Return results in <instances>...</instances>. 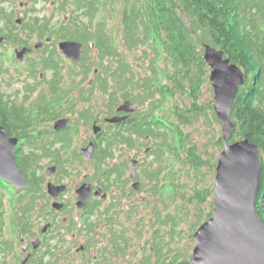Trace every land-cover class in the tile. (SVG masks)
<instances>
[{"label":"trees","instance_id":"16d2710c","mask_svg":"<svg viewBox=\"0 0 264 264\" xmlns=\"http://www.w3.org/2000/svg\"><path fill=\"white\" fill-rule=\"evenodd\" d=\"M61 1L57 10L60 15L68 10L65 5L68 0ZM71 1L70 20L75 30L70 33V38L83 41L86 51H96L98 59H109L117 67V72L113 71L110 79L96 80L98 86L94 87L106 94L107 110H112L120 100L133 102L135 97L141 100V105L145 103L141 111L127 120L124 125L126 132L108 131L110 134L105 139L95 143L93 159L98 182L116 184L124 177L127 161H123L121 166H113L109 160L119 145L128 149L135 146L139 150L144 148L146 158L152 157L150 162H138L137 179L142 187L145 182L151 183L149 188L155 198L161 196L163 186H166L162 173L171 169L173 161L183 160L196 170L205 166L198 143L191 139V129L199 122L200 116L207 114L198 106L207 74L202 45L207 43L221 49L225 58L244 72V83L232 104L231 118L235 130L230 141L236 140L233 137L248 138L260 148L261 171L255 209L264 223V0H123L120 17H117L120 20L114 31L108 30L107 24L117 12H114V5L120 0ZM102 10L107 15L98 19L95 29L91 30L93 21ZM84 18L89 23L82 22ZM60 26L65 27L66 22H61ZM53 34L59 38L68 36L64 30L53 32L47 23L40 26L37 35ZM118 36L123 42L122 50L115 45ZM133 51L139 54L133 57ZM160 60L164 61V66ZM137 61L145 64V75L137 72L134 66ZM89 62L93 64L91 59ZM117 83H120L119 87ZM89 91L92 94L95 90L89 88ZM59 98L55 91L41 94L37 102L27 109L23 105L4 103L0 97V124L10 133L22 132L28 144L35 143L33 135L38 133L30 127L34 120L32 112L51 113L49 107L55 105ZM166 104L170 105L169 114L164 112ZM81 116L87 119L91 115L84 111ZM21 123L26 125L21 128ZM40 140L44 148L55 143L61 144V148L42 155L31 150L17 156V166L25 173L27 187L15 190L17 196H11L8 202L16 214L15 227L26 234L33 225L37 202L45 196L42 192L44 179L37 173L41 168L38 164L40 157H53L60 176L67 171L60 151L68 146V136L64 134L50 142ZM220 141L217 142L220 144ZM8 188L11 187H4L0 181V195ZM197 195L200 196V191ZM4 207L7 204L4 205L0 198V237L4 231ZM207 216L210 217L211 213ZM165 220L170 221L169 213ZM119 235L112 233L110 241L115 255L125 253L126 240L123 233ZM159 239L152 255L135 264H187L188 261L177 262L175 256L167 258L163 241ZM0 245L8 246L5 242ZM47 250L49 261L45 262L40 256L30 259L29 264H57L51 247Z\"/></svg>","mask_w":264,"mask_h":264},{"label":"rangeland","instance_id":"374dc122","mask_svg":"<svg viewBox=\"0 0 264 264\" xmlns=\"http://www.w3.org/2000/svg\"><path fill=\"white\" fill-rule=\"evenodd\" d=\"M20 3L25 5L20 7ZM62 4L61 0H0V29L2 25L8 23V26L16 27L17 30L24 31V24L19 27L14 26L15 20L24 19L26 20L25 24L31 19H38L40 21H49L51 23V28L55 26V29H52L53 32L58 31L60 28L61 22H69L70 20V8H72V1L68 0L65 4L67 6L66 12L60 15L58 9ZM124 5L123 0L118 1L114 5L115 15L112 19L109 20L107 24V29L114 31L117 28L118 20H120L119 12ZM56 9V10H55ZM109 7L107 8V10ZM107 15L105 11H99V14L93 21L91 30H94L98 19H102ZM107 19V17H106ZM12 21V24H9V21ZM84 23H89V20L84 18L82 20ZM113 25H115L113 27ZM26 28V27H25ZM31 32H26V34ZM56 35V34H53ZM46 37L32 36L34 42H39L44 40ZM56 42V41H54ZM115 45L118 46L119 50L123 49V42L120 36L116 37ZM84 55L89 56L87 58L94 59L95 63L91 66V69H98L99 77L95 80L105 81L106 78L110 79L112 72L116 70V65H113L109 59H103L102 61L96 59V53L93 50L85 51ZM11 51V48L9 49ZM11 52H8V54ZM132 53V52H131ZM138 51L132 53V56H137ZM4 57V56H3ZM164 62V61H163ZM163 62L160 60V63L163 65ZM1 63V58H0ZM12 64V63H10ZM137 72L145 75L147 70L143 62H136L134 65ZM109 73V74H108ZM76 77L78 75H75ZM209 69L207 68L206 74V83L202 86V93L198 100V106L201 108L205 114L200 116L199 122L192 128L191 139L196 141L199 145L200 156L205 160V166L199 167V169H193L187 166L183 160L173 161L171 164V169L164 171V181L166 186H163L162 194L160 197L155 198L151 195V190L149 186L151 183L145 182L143 187L140 186L138 192L129 199H125L121 206L135 204L136 209L133 211L131 218H129L125 213H122L119 221L120 225L115 227L117 232H121L125 237L124 249L125 253L123 255H115L113 251V245L109 242L111 238V231L109 228H112L113 225H110L109 221L107 224H101L100 233L101 237L97 241V244L92 246L90 253L93 254V257L90 259H84L81 256L70 258V222L64 223L65 218H70L69 211H63L60 215H55L50 213L51 211L57 212L51 207L53 201L63 203L64 205L70 204V185L73 190L77 188V183L79 184L84 178L89 179L92 184H95V181L91 177L94 175L95 163H90L88 165H83L79 162L77 150L79 147L85 145V139L91 136V124L92 121L97 118L102 119L105 116H111L114 113V110H107V96L104 93L96 90V88L91 87L92 90H95L91 94L89 88L87 87L88 82L86 80L76 86L73 90H70V100L67 98V89H59L61 95H59V101L55 105H51L49 108L51 113H46L45 115L38 113L36 116V128H49L52 130V125L54 120L63 116L65 118L73 120L75 125L76 132L73 133L74 137L72 140L73 149H70V132L66 134L69 138L68 146L65 149H61V160L66 162L67 171L61 176L59 175L58 170L53 174L47 171L48 168L56 166L53 157L46 156L41 157L39 161L40 169L37 172L40 177H43L44 183L42 185V192L44 193V198H40L37 202V207L33 212V225L30 227L29 233H24V241L19 240V234L22 235L20 231L17 230L16 226V216L15 211L11 206H8L9 198L11 196H17L12 188L5 190V193L0 195V198L4 201V205L7 204V207H4L5 211L3 214V232L0 237V243L5 242L8 246L0 245V264H20L22 259L25 257V250L23 251L22 246H26L32 240H36L33 237L41 236V228L46 224L51 223V228L48 231L46 237L41 246H38L37 254L34 258L43 256L44 261H49V254H47L48 247H51L52 253L54 254L53 260L57 259V264H135L139 263L142 259H146L148 256L152 255V250L155 244H158L160 239H162L164 254L167 258L175 256L177 262H187L195 245L193 240V234L199 227V225L206 220V216L209 213H212L213 209V196H212V184L215 176V166L219 158L220 152L222 150V143L217 142L221 140V128L218 120L214 115L212 108L213 102V91L212 87L208 81ZM78 78V77H77ZM4 76L0 69V95H5V97H10L13 104L23 103L24 107L29 109L33 106L38 97L41 94H46L43 90L34 91L32 95L26 99L24 102L21 98V95L24 93L25 89L23 85L17 81H11L9 84L3 82ZM92 75L89 77L91 81ZM137 87V86H136ZM135 87V88H136ZM20 92V95L17 93ZM135 95H138L137 91H134ZM80 101H77V100ZM85 99V101H83ZM129 101V100H128ZM73 102L74 113L70 115L68 113V108L72 107ZM118 103H124L121 100ZM118 103L116 105H118ZM132 107L137 110H142L144 106L141 105V100L135 97V100L132 102ZM147 104V102H146ZM115 105V107H116ZM53 106V107H52ZM165 111L169 114L170 105H165ZM35 108V107H34ZM86 111L90 116L88 118V126L82 124L81 120L82 112ZM106 113V115L102 114ZM36 112L33 111L32 115H35ZM79 116V118H78ZM43 121V125H39ZM103 122L102 120H99ZM50 122V123H49ZM102 126H105L102 123ZM80 132V134L78 133ZM233 139H238L233 137ZM60 147V144L55 145L52 150H57ZM86 147V146H85ZM83 147V148H85ZM77 153V154H76ZM38 155H41L38 153ZM70 157L71 164L73 168H70ZM114 161V163H122L127 161V173L126 177L128 179L130 175V166L129 163L131 160H137L140 163L152 161V157L146 158V153L144 148H139L137 146L128 149L126 147L117 146L113 158L109 159ZM83 161V159H82ZM143 180V178H141ZM52 182L54 184H65L66 191L63 192L58 198L52 199L46 192V184ZM60 182V183H58ZM138 182L141 183L139 180ZM130 188H127V190ZM211 190V192H209ZM200 191V196L198 197L197 192ZM209 192V193H208ZM114 197L119 199H124L125 195H122L120 189H113L110 192ZM120 195H122L120 197ZM42 209V210H41ZM159 214H158V213ZM136 213V214H135ZM169 213L170 221L166 219V215ZM135 214V216H134ZM207 218H209L207 216ZM137 219V220H136ZM163 220L165 222H163ZM106 227V228H104ZM74 230V229H73ZM76 231V230H75ZM33 238V239H32ZM82 237H78L77 244L81 242ZM31 241V242H32ZM161 244V243H160ZM40 245V244H39ZM128 245V246H127ZM69 250V252H68ZM75 254V248L72 250ZM105 252L104 255L101 253ZM164 256V257H165ZM168 262H171L169 259Z\"/></svg>","mask_w":264,"mask_h":264},{"label":"water","instance_id":"95a60500","mask_svg":"<svg viewBox=\"0 0 264 264\" xmlns=\"http://www.w3.org/2000/svg\"><path fill=\"white\" fill-rule=\"evenodd\" d=\"M41 45V43L36 46ZM203 59L209 69L208 81L213 91L212 107L221 128L222 150L215 166L212 184L213 209L211 216L199 225L193 234L195 245L187 264H264V223L255 209L257 200L261 160L260 148L248 138L230 141L235 130L232 121V104L240 86L244 83V72L228 58L224 52L210 44H203ZM59 51L78 63L84 52L83 44L76 41H61ZM23 53V50L20 54ZM130 102L125 101L117 111L130 112ZM126 116H113L108 123L114 124L124 120ZM68 120L59 119L54 122L53 129L66 127ZM99 127H93L96 133ZM17 138H10L3 126H0V180L13 188L23 190L27 187L25 173L17 166L14 152ZM93 143L81 149L86 161L93 158ZM137 160H131L129 178L135 180ZM47 171L53 174L56 167ZM138 181L132 184L135 191L140 189ZM65 184H46V192L52 198H58L66 191ZM101 189L95 191L100 196ZM77 206L82 208L91 195V186L82 184L75 192ZM103 198L106 194H103ZM63 203L53 201L51 207L61 210ZM46 224L42 232L49 228ZM40 244L34 240L32 248ZM23 251L26 247L22 246ZM79 248L78 250H80ZM27 254L20 264H26Z\"/></svg>","mask_w":264,"mask_h":264},{"label":"flooded vegetation","instance_id":"af4514ba","mask_svg":"<svg viewBox=\"0 0 264 264\" xmlns=\"http://www.w3.org/2000/svg\"><path fill=\"white\" fill-rule=\"evenodd\" d=\"M24 3H20V7L24 6ZM26 20L24 19H18L15 20L14 26L21 27L24 24V31L31 32L26 34V32L17 30L16 27H10L8 26V23H5L2 25V28L0 29V69L2 71V74L4 76L3 82L10 83L11 81H17L18 83L23 85V88L25 89L24 93L21 95V98L24 102H26V99L29 97V95H32L34 91L38 90L41 91L44 89L43 92L46 94H51L54 91L57 92V94L60 93L59 89L66 88L67 98L70 100V90H73L77 85L80 86L82 82L86 80L88 82L87 87H97L98 82L95 80L99 77V71L98 69H91V64L89 62V56H85L82 54L80 61L78 63H75L72 61V59L66 57L63 55L59 49L58 45L61 41H76L83 44V47L85 48V44L83 41L75 40L73 38H70V33H73L75 28L72 26L71 20L66 23L65 27L58 28L57 30H64L68 33L67 38H59L57 35L52 36H46L44 40H40L39 42H34L32 39V36H36L38 34L40 26L44 23H47L49 26V29H55V26L51 28V23L49 21H40L36 18L31 19V21H28L27 24H25ZM13 22L10 20L9 24H12ZM26 27V28H25ZM82 29V28H81ZM56 41V42H54ZM41 43V45L36 46L37 44ZM91 47H93L92 43H89ZM11 48V51L9 49ZM23 50V53L20 54V52ZM86 51V50H85ZM8 52H11L8 54ZM96 53V51H94ZM84 53V52H83ZM4 56V57H3ZM96 59H98V56L96 55ZM92 63H95L94 59H91ZM12 63V64H10ZM75 75H78L77 77ZM92 75L91 81H89V77ZM11 80V81H10ZM120 83H117L116 86L119 87ZM17 95H20V92L17 93ZM62 96V95H61ZM3 102H8L9 104H13L10 97H5V95H0ZM39 98V97H38ZM71 101V100H70ZM77 101H80L79 99ZM85 101V100H83ZM122 101H128V100H122ZM121 102V100H120ZM130 102V100H129ZM72 104V107L68 108V113L70 112V115L74 113V104L73 102H70ZM122 103H118L116 107L114 106L112 110H114L113 115L111 116H105L102 119L95 118L91 124V136H88L89 138L85 139V146H87L90 142L93 143V151L96 149L95 143L98 144V142L102 139H105L107 134L117 131V132H126V122L129 118H131L135 112H139L136 108L132 107V103L130 104V109H132L130 112H124V111H117V108ZM16 106H22L23 103L15 104ZM24 106V105H23ZM25 108V107H24ZM111 110V111H112ZM141 111V110H140ZM83 113V112H82ZM106 115V113H102ZM33 117V121L30 123V127L34 128L36 131L35 133H38L35 136V143L28 144L26 142V138L22 132L16 134V133H10L7 129L6 132L10 138H17V145L15 147L14 157L17 163V156H19L22 152H30L31 150H35L37 154H43V152H54L52 150L55 145L59 143H55L53 146H46L43 147V144L40 139H43V142L45 141H52L56 137L62 136L64 134H68L70 132V149H73L72 140L74 137V134L76 132L75 125L73 124V120L71 122V119L66 118L68 120V123L65 128L61 130H54L52 125V130L49 128H36V116L31 115ZM81 116V114H80ZM118 116L123 117L126 116L124 120L118 123H108L106 120L110 117ZM65 117H57L55 121L62 119ZM79 118V116H78ZM80 119V118H79ZM45 120V119H44ZM39 125H43V121ZM82 124L88 126V118L87 119H80ZM99 120H102L103 122H100ZM45 122V121H44ZM53 122V124H54ZM50 123V122H49ZM102 123H104L105 126H102ZM26 123H21L20 127H24ZM0 126H3L0 124ZM93 127H99L100 130L98 132L93 131ZM80 134V132L78 131ZM61 146V144H60ZM122 147V145H119ZM83 147H79L77 150V155L79 162H81L83 165H88L90 163H95L94 159L90 161H86L82 155H81V149ZM61 148V147H59ZM45 149V150H44ZM93 155V152H92ZM43 157V156H41ZM40 157V159H41ZM83 159V161H82ZM113 166H121V163H114V161H110ZM39 164V162H38ZM94 165V164H93ZM95 166V165H94ZM56 167V166H55ZM70 168H73L71 164V157H70ZM131 171V168L129 169ZM127 170L125 172L124 177L120 182H117L116 184H110L107 182H98L96 173L94 171V175L91 177L95 181V184H92L89 179H83L79 184L77 183V188L75 190L72 189L70 185V204L64 205L63 208L57 212H60L57 214L54 211H51L50 213L55 215H60L63 211H69L70 218H65L64 223L70 222V258H74L77 256H81L84 259H90V250L91 247L97 244V241L101 237L100 228L102 227L101 224H107V221H109L110 225H113L112 228H109L111 231V238L110 241L113 239L112 233H117L118 236H121V232H117V225H120L121 222L119 221V218L122 213L127 214L129 218H131V215L133 211L136 209L135 204H129L125 206V209L122 205L123 201L125 199L132 198L138 191H135L132 188V184L136 181H139L137 179V166H136V177L135 180H130V178L126 177ZM113 176V175H112ZM111 176V177H112ZM1 181V185L9 186L11 187L14 192L18 189L13 188L11 185L6 183L3 180ZM140 183V182H139ZM87 184L91 186V195L86 199L84 206L82 208H78L77 206V197H76V190L82 185ZM130 188L127 190V188ZM100 188L102 193L100 196L95 195V191ZM113 189H120L123 193L122 195H125L124 199H119L118 197H114L111 195L110 192L113 191ZM103 194H106V197L103 198ZM120 195V197L122 196ZM136 214V213H135ZM134 214V216H135ZM137 220V219H136ZM69 222L67 223L69 225ZM50 226L46 230V232H42L41 230V236L33 237L36 240L40 241V245L44 241V237L47 236L49 229L51 228V223H48ZM106 228V227H104ZM42 229V228H41ZM74 229V230H73ZM76 230V231H75ZM26 234V233H25ZM78 237H82L81 242L77 244ZM32 238V239H33ZM19 240L21 242L24 241V233L22 235L19 234ZM32 241V240H31ZM29 242L25 247V256L27 254H30V257L28 258L26 264H29L30 259L34 258V256L37 254V249L32 248V242ZM109 241V242H110ZM75 248V254L72 252V250ZM81 248L80 250H78ZM91 257H93V254H91Z\"/></svg>","mask_w":264,"mask_h":264}]
</instances>
